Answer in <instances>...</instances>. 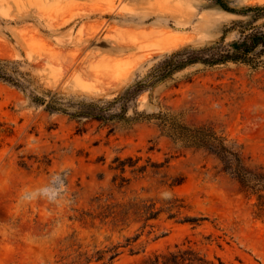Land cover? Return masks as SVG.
Instances as JSON below:
<instances>
[{"label":"rangeland","instance_id":"374dc122","mask_svg":"<svg viewBox=\"0 0 264 264\" xmlns=\"http://www.w3.org/2000/svg\"><path fill=\"white\" fill-rule=\"evenodd\" d=\"M225 1L235 11L213 0H0V60L21 82L0 79V264H105L115 252L111 264H131L182 243L226 264H264L256 200L214 156L175 145L153 122L72 119L30 98L112 99L164 54L264 30V15L243 12L264 0ZM262 60L188 66L139 94L138 110L212 124L264 165ZM130 157L133 167L115 169ZM129 202L163 211L147 223L132 211L101 218L105 204ZM171 204L182 207L168 219Z\"/></svg>","mask_w":264,"mask_h":264},{"label":"trees","instance_id":"16d2710c","mask_svg":"<svg viewBox=\"0 0 264 264\" xmlns=\"http://www.w3.org/2000/svg\"><path fill=\"white\" fill-rule=\"evenodd\" d=\"M222 8L235 11L228 7L225 0H213ZM243 12H255V19L264 15V6H249ZM264 54V30L251 26L242 31V37L226 44L224 40L218 41L211 46L204 47L198 51L190 46L184 47L170 53L164 54L156 59L155 63L148 69L147 73L138 78L132 85L118 93L112 99L99 98L90 102L80 101L77 103L65 104L61 98L53 97L50 101L38 95H30L32 101L43 105L49 111L61 112L72 119H92L105 124L124 123L135 124L137 122H153L159 128L162 135L170 138L175 145L183 148L202 149L214 156L220 164V169L231 179L236 181L240 191L248 198H255V215L264 218V165H252L250 158L245 155L243 146L236 141L229 140L224 132L219 131L212 124L189 125L181 114L171 111L160 110L155 113L140 111L137 107V98L144 91L152 90L159 84L172 78L177 72L184 68L202 63L208 66L224 64L227 62H240L258 66L263 60ZM7 61L0 60V79L21 87V82L16 80L7 71ZM134 115H128L129 110ZM118 165L115 169L125 172L126 165L133 167L137 160L131 157L127 159L117 158ZM157 167V166H155ZM139 171H145V166H140ZM124 181V179H122ZM127 206V210L118 211L119 208ZM182 206L171 204L166 210L170 211L168 219L175 218L171 212L180 209ZM134 214L144 218V223L149 220L158 219L162 209H155V203L150 205L140 202H129L124 204H105L101 213L102 219L112 217L114 220L120 213ZM182 223L199 224L200 218L185 217L177 220ZM139 235L127 238V244L131 245L138 239ZM97 261L104 260V252L98 251ZM132 255L139 251L130 249ZM120 253L115 252L109 258L111 264ZM92 258H86L85 264L90 263ZM131 264H226L221 258L209 259L192 246H185V243L175 244L174 248L168 246L163 251H156L143 257L136 263Z\"/></svg>","mask_w":264,"mask_h":264}]
</instances>
